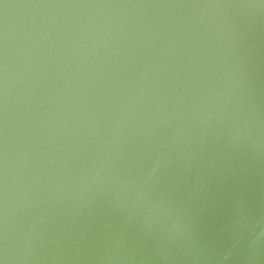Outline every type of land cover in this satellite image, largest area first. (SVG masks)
<instances>
[{
    "label": "water",
    "instance_id": "obj_1",
    "mask_svg": "<svg viewBox=\"0 0 264 264\" xmlns=\"http://www.w3.org/2000/svg\"><path fill=\"white\" fill-rule=\"evenodd\" d=\"M141 2L0 0L10 264H264V10L26 8Z\"/></svg>",
    "mask_w": 264,
    "mask_h": 264
},
{
    "label": "snow or ice",
    "instance_id": "obj_2",
    "mask_svg": "<svg viewBox=\"0 0 264 264\" xmlns=\"http://www.w3.org/2000/svg\"><path fill=\"white\" fill-rule=\"evenodd\" d=\"M31 7H65V8H146V9H216V8H259L264 10V0L258 3L231 4V3H198L173 0V2H141V3H66V4H30ZM7 24L5 22V48L2 66V119H0V264H10L6 243V221L8 208V115H7V50H6ZM25 150H24V183L26 190L32 187L31 154L34 151L33 140L35 130L30 121L25 126ZM31 196V193H28ZM28 197H26L27 199Z\"/></svg>",
    "mask_w": 264,
    "mask_h": 264
},
{
    "label": "clouds",
    "instance_id": "obj_3",
    "mask_svg": "<svg viewBox=\"0 0 264 264\" xmlns=\"http://www.w3.org/2000/svg\"><path fill=\"white\" fill-rule=\"evenodd\" d=\"M5 228H6L7 253H8V256H9L10 260H12L14 257L11 255L12 249L10 248V242H9V236H10V227H9V192H8L7 221H6ZM29 239H31V237H29Z\"/></svg>",
    "mask_w": 264,
    "mask_h": 264
}]
</instances>
